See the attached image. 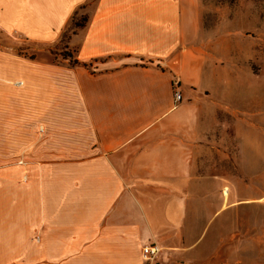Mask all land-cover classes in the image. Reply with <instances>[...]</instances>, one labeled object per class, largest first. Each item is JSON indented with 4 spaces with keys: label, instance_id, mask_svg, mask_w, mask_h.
Listing matches in <instances>:
<instances>
[{
    "label": "crops",
    "instance_id": "0c3cea01",
    "mask_svg": "<svg viewBox=\"0 0 264 264\" xmlns=\"http://www.w3.org/2000/svg\"><path fill=\"white\" fill-rule=\"evenodd\" d=\"M79 8L76 63L0 39V264H145L150 243V264H195L264 122L223 101L234 39L202 0H0V32L50 42Z\"/></svg>",
    "mask_w": 264,
    "mask_h": 264
},
{
    "label": "rangeland",
    "instance_id": "374dc122",
    "mask_svg": "<svg viewBox=\"0 0 264 264\" xmlns=\"http://www.w3.org/2000/svg\"><path fill=\"white\" fill-rule=\"evenodd\" d=\"M202 3L204 28H222V34L234 39L230 51V40L222 39V79L238 77L235 95L223 101L231 109L248 114L253 111L257 118L264 117V0ZM86 19V10L79 8L50 42L28 38L13 28L8 33L0 32L1 43L13 47L22 57L37 55L72 64L75 41L71 38ZM253 137V144L242 146L235 177L229 174L225 180L229 192L226 199L222 195L220 232L213 233L212 221L201 243L212 230L208 255L195 264H264V122H260Z\"/></svg>",
    "mask_w": 264,
    "mask_h": 264
},
{
    "label": "built area",
    "instance_id": "2783aa9c",
    "mask_svg": "<svg viewBox=\"0 0 264 264\" xmlns=\"http://www.w3.org/2000/svg\"><path fill=\"white\" fill-rule=\"evenodd\" d=\"M182 99L181 93L179 90L174 91V102L180 101ZM159 251V247L154 244H145L141 248V255H142V260L144 261L145 264H150L154 259L156 254Z\"/></svg>",
    "mask_w": 264,
    "mask_h": 264
},
{
    "label": "bare ground",
    "instance_id": "6f19581e",
    "mask_svg": "<svg viewBox=\"0 0 264 264\" xmlns=\"http://www.w3.org/2000/svg\"><path fill=\"white\" fill-rule=\"evenodd\" d=\"M226 191H227V188H226V187H224V191H223V193H224V194H226Z\"/></svg>",
    "mask_w": 264,
    "mask_h": 264
},
{
    "label": "trees",
    "instance_id": "16d2710c",
    "mask_svg": "<svg viewBox=\"0 0 264 264\" xmlns=\"http://www.w3.org/2000/svg\"><path fill=\"white\" fill-rule=\"evenodd\" d=\"M77 61L76 60H73V63H76Z\"/></svg>",
    "mask_w": 264,
    "mask_h": 264
}]
</instances>
